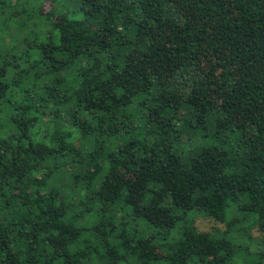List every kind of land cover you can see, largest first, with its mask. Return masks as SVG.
I'll use <instances>...</instances> for the list:
<instances>
[{
    "label": "trees",
    "instance_id": "trees-1",
    "mask_svg": "<svg viewBox=\"0 0 264 264\" xmlns=\"http://www.w3.org/2000/svg\"><path fill=\"white\" fill-rule=\"evenodd\" d=\"M41 1L0 0V264H261L264 0Z\"/></svg>",
    "mask_w": 264,
    "mask_h": 264
},
{
    "label": "rangeland",
    "instance_id": "rangeland-1",
    "mask_svg": "<svg viewBox=\"0 0 264 264\" xmlns=\"http://www.w3.org/2000/svg\"><path fill=\"white\" fill-rule=\"evenodd\" d=\"M14 4L18 5V9L22 7V0H13ZM40 6V11L46 12L51 8V2L50 0H42L39 4ZM251 221V219H249ZM194 225L201 231H206L209 233H223L227 226L225 224H217L214 223L213 221H210L208 219H205L201 216L195 217L194 220ZM243 226H248V221L243 223ZM251 236L252 239H249L248 236L244 238L238 239L239 245H242L244 247H249L250 248V256L251 258H254L257 253H260L261 251H264V248L262 247V241L259 239L258 232L256 231V228H253L251 231ZM233 240V239H231ZM255 251L254 253H251ZM244 254L241 251L235 252L233 255L232 260L230 261V264H244L246 262V258H243ZM261 264H264V260H260Z\"/></svg>",
    "mask_w": 264,
    "mask_h": 264
}]
</instances>
